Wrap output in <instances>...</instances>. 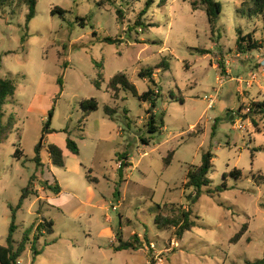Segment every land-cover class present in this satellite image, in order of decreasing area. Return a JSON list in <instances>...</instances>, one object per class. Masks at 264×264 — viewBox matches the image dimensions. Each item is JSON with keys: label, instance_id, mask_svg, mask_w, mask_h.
<instances>
[{"label": "rangeland", "instance_id": "374dc122", "mask_svg": "<svg viewBox=\"0 0 264 264\" xmlns=\"http://www.w3.org/2000/svg\"><path fill=\"white\" fill-rule=\"evenodd\" d=\"M147 1L37 0L25 25L27 6L0 0V77L11 78L15 87L3 106L4 122L12 117L13 127L0 140V245H6L12 213L15 241L33 222L53 223L52 232L35 242L41 252L33 257L27 245L18 264H148L151 259L154 264H245L264 257V178L259 177L264 151L257 149L264 145V114L261 132L243 117L252 97L264 100V71L254 65L256 78L249 87L237 90L236 81L248 79L256 54L264 52V14H249L251 0H217L222 11L211 29L202 7L154 0L143 13ZM55 9L62 14H52ZM239 30L253 33L261 47L239 52ZM233 59L246 62L231 66L227 75L226 60ZM162 60L168 69L158 67ZM151 67L155 85L138 76ZM119 73L139 95L150 87L159 90L154 112L163 127L157 132L147 130L150 101L129 89L108 90V81ZM58 77L62 91L53 105ZM209 95L214 102L207 109ZM90 98L98 107L86 113L81 102ZM105 106L114 111L106 113ZM52 107L50 128L56 132L44 143L63 148L65 165L50 164L43 151V166L37 168L34 146ZM238 124L243 128H234ZM67 133L78 155L65 148ZM17 148L20 159L14 157ZM207 150L213 153L211 185L225 181L228 189L203 193L191 204L194 191L185 187V173ZM124 152L131 164L119 171L118 155ZM233 168L241 169L242 177L224 180ZM87 170L94 181L87 180ZM33 174L28 186L33 194L17 207ZM54 180L69 194L62 206H50L44 198L53 195L47 185ZM156 204H170L174 211L191 208L195 226L178 239L172 229H156ZM244 223L246 233L232 243ZM111 230H120L128 241L136 236L139 248L114 250L118 241ZM35 233L32 228L30 237Z\"/></svg>", "mask_w": 264, "mask_h": 264}, {"label": "trees", "instance_id": "16d2710c", "mask_svg": "<svg viewBox=\"0 0 264 264\" xmlns=\"http://www.w3.org/2000/svg\"><path fill=\"white\" fill-rule=\"evenodd\" d=\"M154 0H148L146 2V7L143 9V13L146 12L147 8L151 6ZM187 1L191 4V6L195 7H202L206 13L207 21L213 29L214 25L216 24L219 15L222 11V4L217 0H182ZM252 5L248 8L249 14H256L261 15L264 14V0H251ZM21 3L25 4L27 6V13L25 15V25L34 17L35 15V8L37 0H21ZM2 2H0V5ZM55 11H58L60 14H62L63 10L61 9H55L52 10L51 13L53 14ZM137 24H141L140 22H136ZM239 35L236 40V46L237 50L239 52L245 53L248 51H252L254 49L260 48V44L258 39L253 35V33H246L242 34V32L238 31ZM108 43H115L116 40H114L111 37H106L104 39ZM201 53H207V50L199 49ZM220 65V63H219ZM163 67L164 69H168V63L165 60H162L158 67ZM221 67V66H220ZM153 69L151 68H145L140 69L138 72V76L142 79L147 78L149 83L151 85H155L154 76H153ZM57 84L60 87V92L54 97L53 105L55 104L56 100L58 99L61 91H62V78L58 77ZM107 88L110 91H113V93H117L121 88L123 89H129L135 96H137L141 101H150V107L147 109V130L150 133L157 132L161 127H163V119L160 118L157 119V115L155 114L154 110L156 107V100L159 95V90L155 93L152 88H148L147 91L143 92L141 95L137 93V90L131 82H129L124 74H116L110 78L107 84ZM15 87L13 85V81L11 78H4L0 77V140H3L7 137V132L10 131L13 127V118L9 117L7 122H4V111L3 106L5 103V100L7 97L12 96L14 94ZM155 94V97L152 98V95ZM181 102H183L181 100ZM81 107L86 113L88 111H95L97 110L98 104L97 101L94 98L86 99L81 102ZM243 108L240 106L239 111H241ZM106 113L110 114L114 110L110 109L109 106H105ZM232 111V110H230ZM54 107H52L48 111V117L45 121L42 130L41 135L38 140V142L34 146V157L33 161L36 164V167L43 166L41 153L43 150H45L48 154V158L50 161V164L58 166V167H64L65 165V159H64V153L63 149L59 147L58 145L54 143H49L45 145L44 138L46 135L51 134L53 132H56L55 129L50 128L51 119L53 116ZM233 112V111H232ZM250 113L253 115L250 116ZM264 114V100L263 101H257L252 100L249 102V107L247 108V113L243 115V117H248L251 120V123L253 127L256 128L257 132H261V127H259V119ZM216 121H214L212 125V131L211 134L213 135L215 133L216 129ZM200 132H202L200 130ZM199 132V133H200ZM198 133V132H197ZM144 144H147V141L145 139H142ZM65 148L73 155L79 154V148L77 143L70 137V134L67 133V137L65 139ZM258 150L264 151V145L257 148ZM174 154V151H171L167 154V156L163 160V166L164 168L169 166L172 156ZM22 156V150L20 148H17L14 157L17 159H20ZM212 159H213V153L210 150H207L202 153L200 162L197 165H190L185 173V182L184 185L186 188H191L194 193L191 197L190 203L194 204L195 201L200 197L201 194L205 193L207 195H212L214 193H220L226 189H228V186L225 181H223L219 185L212 186L211 181L208 177V173L212 167ZM118 160L121 162L119 166V171L122 169L127 168L130 163L128 161V155L127 153H121L118 155ZM91 170H87L86 178L88 181H94L90 175ZM242 170L239 168H233L232 170L226 172L223 174V179L226 180V177H232L234 179H239L242 177ZM33 174L29 181L27 186L22 189L19 205L22 203V201L28 197L29 194H33V192H29V184L31 183L32 179L35 178ZM259 177L264 178L263 175H260ZM48 181L46 182L47 185ZM47 187L53 191L54 195H57L60 192V186L57 182H55L54 185L48 184ZM119 194V193H118ZM170 204H156V212L153 218V223L156 229L158 230H168L172 229V235L173 238H181L185 231L191 230L195 226V221L192 219V213L193 210L191 208H184L180 207L174 211V209H171L169 207ZM172 205V204H171ZM13 210V209H12ZM53 223L51 220H47L43 218L38 223H34L29 227L27 230L23 232V235L19 241H15L13 239V232L16 229V225L14 223V213H12V221L9 226V232L6 237V245H0V264H18V259L20 258L21 254L27 247V245H30V249L32 251L33 257L34 255L41 252V250L36 248L35 242L39 240L41 236H43L46 233L52 232ZM35 229L36 233L32 235V238L30 237L31 230ZM248 229V223H244L240 230L232 237L231 242L236 243L247 231ZM115 238L118 241V245L114 247V250H124V249H130V250H137L139 248L137 244V237L133 240H124L121 236L120 230H116ZM48 242H45L44 245H48ZM148 264H154V261L148 260ZM245 264H264V257L260 259H256L254 261H246Z\"/></svg>", "mask_w": 264, "mask_h": 264}, {"label": "crops", "instance_id": "0c3cea01", "mask_svg": "<svg viewBox=\"0 0 264 264\" xmlns=\"http://www.w3.org/2000/svg\"><path fill=\"white\" fill-rule=\"evenodd\" d=\"M261 54V57H259L260 55L258 54H256V58H257V61H256V64H253V66L251 67V69H250V71L249 72H251V71H253V67H254V65H258V62H259V60H264V52L262 51V53H260ZM237 56H240V54L238 53V54H236ZM251 57H253V56H251ZM248 61V60H247ZM246 62V60H244V59H241V60H239L238 62H236V60H226V64H227V66H226V69H225V72L227 73V75H229V73L232 71L231 70V66H236V67H239V66H237V65H239L240 63L242 64V63H245ZM232 78V77H231ZM233 79V78H232ZM259 83V82H258ZM257 83V84H258ZM258 87L260 88V85H258ZM240 89V85L239 86H237V90H239ZM252 100H257V101H263L262 99H260V98H258V97H252L251 98ZM46 145V144H45ZM65 145V144H64ZM63 149V148H62ZM46 154H47V152L45 151V150H43ZM42 151V152H43ZM63 153H64V150H63ZM41 157H42V162L44 161V159H43V154L41 153ZM47 157H48V154H47ZM48 161H49V158H48ZM49 163H50V161H49ZM129 163L131 164V162L129 161ZM44 166H45V164H44ZM130 166V165H129ZM112 171H114V172H116L117 173V171H116V168H114V169H112ZM54 182H57L56 180H54ZM60 186V185H59ZM88 189H89V191L91 192V193H93V189H92V187H90V186H88ZM66 195L67 196H69V194H65V192H64V189L62 188V187H60V192L57 194V195H48V194H44V198H45V200H46V203L48 204V205H50V206H62L63 205V201H64V199H65V197H66ZM118 196H119V194H118ZM39 198H41V196H39ZM111 237L112 238H114V230H111Z\"/></svg>", "mask_w": 264, "mask_h": 264}, {"label": "built area", "instance_id": "2783aa9c", "mask_svg": "<svg viewBox=\"0 0 264 264\" xmlns=\"http://www.w3.org/2000/svg\"><path fill=\"white\" fill-rule=\"evenodd\" d=\"M258 68H261L262 71H264V60H259L258 62V65H257ZM256 78V75L254 72H251L248 79H245V78H242V77H238L236 79V81L239 83L240 85V88L242 87V84H245L247 87L251 86L253 81L255 80ZM219 81H221L222 79H219ZM205 100H207V109H210L213 107V102H214V98L213 96L209 95L207 97L204 98ZM234 128L236 129H242L243 126L241 124H238L237 126H235ZM120 161L117 163L118 164V167L120 166ZM112 208L115 210L116 209V206H112ZM160 261V259H159Z\"/></svg>", "mask_w": 264, "mask_h": 264}]
</instances>
